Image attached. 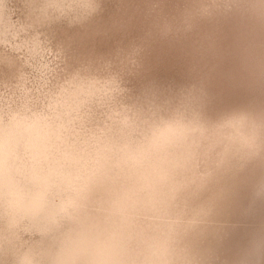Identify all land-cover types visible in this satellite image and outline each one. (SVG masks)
I'll return each mask as SVG.
<instances>
[{"label": "bare ground", "instance_id": "obj_1", "mask_svg": "<svg viewBox=\"0 0 264 264\" xmlns=\"http://www.w3.org/2000/svg\"><path fill=\"white\" fill-rule=\"evenodd\" d=\"M65 1L67 2V0H47L41 11L44 12V8L47 9V3L49 4L50 2V8L52 7L60 13L64 12L59 6L63 7V4H66ZM84 2L85 0H76V5L79 7H77L76 10L73 9L74 7H71L70 10L66 12H71L72 15L80 18V16H90L97 11L99 3L95 7L84 8L82 7ZM120 2L123 5L131 6V4L128 3L129 0H120ZM180 2L185 3L187 14L189 15L188 18H185L186 22H183L180 26L186 25L191 20L193 21L191 23L192 25H190L195 26V30L192 31V33H184L188 34V38L185 39L187 43L183 42L182 44L184 46L187 45V47L184 49L183 46L182 49L188 52L190 56L192 55L197 63L204 62L203 57L212 54L210 50H216L215 53L217 57L212 59L213 62L210 65L215 68H217L216 66L221 67L222 64L219 63L222 61L221 56H223V52H228L226 49L227 47H225L222 42L224 40L221 35L230 30V22L234 15H236L233 13V10H235V13L242 12V17H248L247 21L250 23L245 21L249 24L246 25L247 28L252 29V27H260L263 29L264 27V0H181ZM180 2L176 8L179 9L176 12L178 13L176 17H174L173 14H169V10L165 8H163L164 12L160 11V13H157L159 17L155 14L156 11H152L153 13L150 20L152 22L148 21L134 31H143V33H145L144 35H140L139 38H134L132 40L122 39L119 44L112 45L109 35H104L103 37L100 35L101 39H97L96 35L91 37L90 34L80 32L79 34H81L82 38L85 40V45L82 46L78 55L76 53V71L73 70L74 72H72L71 70L63 68L64 71L59 75L57 74L52 79V77H50L52 65L49 60L50 57L47 56L50 55L51 52L53 53V50L51 47L44 46L40 39L33 32L28 30V27L20 20L14 19L10 0H0V49L4 48L12 52V54L7 55L0 61V264H4L5 252L9 251L8 254L11 256L12 251L10 250L13 248L17 250L14 252H23L22 250H25L14 264H48V262H43V260L38 258L36 253L31 251L30 248H23V245H20L22 243H19V239H22V236L25 237L24 233L30 235H45L51 231V229L60 225L65 219L66 226L67 223H70L69 216L75 209L76 223H78L81 228L76 231L75 241L70 243L73 247L70 248L69 245L65 250L74 251L73 253H76V264L98 263L100 252H92L90 261L87 257L88 251L97 249V245L105 248L109 247L110 243H112L116 237H122L125 240L129 236L128 234H130V232L127 234L128 228L125 227V224H128L129 220L126 222L117 219L113 223L106 222L105 220L101 221L104 217V213L84 215V213L89 210V203L96 192L98 183L102 180L101 173L98 174L102 168L101 163L91 160L88 155H84L83 153H76V163H74L70 157L67 156L68 147L65 146L66 144L61 142L62 139L58 137V130H55V127L52 123L48 122L47 119L38 115L31 105L36 102L52 103L54 104L53 109L58 111V105L62 102V95L69 93L67 87L73 82H76V101L83 98L84 100L87 99L98 102L104 96L112 97V101H116L117 96H113L118 95V93L122 91L120 82L130 72H134L135 75L146 73L147 70L152 67L150 66L151 68L148 67L144 70L140 65L143 59L146 58L148 61L155 60L158 51H161L159 46L160 43L162 41H165V44L169 43L167 38H162L160 35L168 33V31H170V25L180 19ZM164 14H166L167 17H165ZM198 15H208L213 21L217 22L212 23L214 26L202 36L200 43L195 42L198 40V28L205 26L209 21L207 19H200ZM196 18L198 19L195 20ZM106 24L108 23H103L105 27L108 26ZM149 26L153 27L151 34H148L151 29L146 33V28ZM130 29L133 30V28L130 27V32ZM263 32L264 31H262V34ZM94 38L97 43L91 42V40L94 42ZM158 39H161V41H157ZM149 43H153L154 45L150 49L142 50V48L148 46ZM255 44L256 43H254V45ZM254 45L253 48L255 47ZM201 48L204 50L202 51ZM261 49L259 48L258 50V48H255L249 52L253 54V58L247 56V53L242 57L244 58L243 66L249 69L252 68L255 75L254 78L242 80L243 83L258 80V76L264 73V50ZM103 50L104 52H102ZM229 50L231 51V49ZM89 52H91V56L95 55L92 60L91 58L87 60L86 56H84ZM78 58H83L86 62L78 65ZM69 60L68 66L71 63V59ZM228 76V74L225 75V77ZM8 79H11L15 85H11L10 83L8 85L5 83ZM187 79H189V77ZM86 81H89L90 84L87 85ZM84 86H86L87 89L80 91ZM33 87H37V90L33 94H27V90ZM261 91L264 92V90ZM257 95L261 96L259 93H257ZM129 96L132 97L131 94H128L127 97ZM183 97L171 98L172 101L168 109H170L171 106L172 109L162 112L163 118L161 116H152L151 112L148 110L149 114H147L146 117L141 116V108H144L143 100H137L136 98L133 99L134 104L122 103L116 107L115 112L110 113L112 116H116L111 122L119 126L121 125V128L129 125L133 126L134 129L138 131L141 127H144V129H141L145 131V134H138L137 138L131 142L130 145H133V147L124 156V160H131V170L141 165L156 167L158 171L154 172L156 175H153L152 178L157 179L156 183L162 185V187H164L166 179H168L167 177L171 172L169 158L166 157V154L168 156V153L172 150L181 153V160L185 165L191 163L196 155L206 152L208 147H216L218 144H221L223 139H228V136H231L230 134L237 128H240V131L244 130L243 134L246 136L239 138V140L237 139L234 144L231 143L233 146H235L236 143H240V141L244 143L251 136L247 135L252 134L251 131L255 134L264 135V103L262 99L254 107H250L248 103H245L249 96L239 99L232 108L222 113L218 112L217 116H213L214 120L211 123L204 124L202 118L195 117L198 115L199 111H201L202 106H204L203 104H194L184 112L177 108H173L175 103L177 106H186V103L184 104L183 102L185 101ZM158 106H156V110ZM188 111L193 115L191 114L192 116L189 119H184L183 115ZM128 112H130V114H126ZM167 122L175 124L166 131V127H168ZM98 126H101V130L102 128L103 130L106 129L104 124H98ZM197 127H205L206 132L203 134H191L195 133L194 130ZM138 137L141 138L138 140ZM115 138L116 145L113 147H115L114 151L118 152L121 149V141L124 140L118 137ZM233 139H230V141ZM194 144H198V146L201 144L199 146L200 148L193 147ZM254 145L255 143L253 146ZM77 146L78 142H76V150ZM221 146H219V149L222 151L225 148ZM229 149L230 147L226 152H229ZM255 151V148L250 151V159H252ZM226 152H224V154H226ZM178 155L180 156V154ZM224 156L223 158H228L226 155ZM179 166L181 167V165ZM186 167L188 166H185V169ZM218 167L220 166H217V168ZM226 167L228 168V165ZM199 168L201 169L202 167ZM211 169L210 167V171ZM183 170L181 169V171ZM137 174L138 172H135L132 177L125 180L124 186L115 192L114 196L116 202L113 204V208H117V211L123 209L125 207L124 205L135 195L143 196V190L140 189V193L136 194L133 186L136 188V185L140 183L145 184L146 182L154 184L151 174L150 177L143 178L140 181L138 177H135ZM191 174L194 175L192 169ZM127 177H129V174L125 175L123 178ZM134 182L136 183L135 185H133ZM177 186H180V184ZM207 197L208 195H205L204 199H208ZM141 198L142 197H139L137 202L141 200ZM222 200L224 204L227 203V207L224 209L222 206L220 210L219 219H221V221L219 223H222L220 232L221 230L223 232L219 234L226 239L221 243L215 242L217 250L216 258L209 261V264H245L247 262H249L248 264H264V174L260 173L258 176L252 174V177L239 181L238 184L231 187L229 196L224 195ZM133 214L136 215L135 219L139 218L137 219V223L141 227H138L140 230L147 231L153 228L152 225H148L146 218H140L139 213L135 212ZM191 214H193L192 218L197 221V223L192 226L193 229L191 230L193 235H189L190 237L187 239L185 237L186 243L184 245L180 246L178 243L174 242L170 237L172 230H167L164 231V234L162 233L161 236V238H164L160 244L162 246L161 249L156 247L153 249L154 251H149L150 253L148 255H141L139 253L136 257L131 255L135 253V251H129L130 254L124 255L121 264H134L135 261V264H167L165 261L163 262L162 259L163 255H168L167 251H178L177 264H180V260L185 255L191 253V251H194L197 245L196 243H199L200 230L205 227L209 228L213 222H217L215 220H218L215 214L213 216L210 214L205 215V217L194 216V212ZM196 217L200 218V220ZM96 220L104 224H113L103 228L100 226L91 228V225ZM224 223L226 224L225 227L223 225ZM90 229L91 231L89 232ZM160 231L161 230H158V232ZM150 236L151 232H148V236L146 235V237L142 238L144 243L152 239ZM251 236L253 239L255 236L259 238H256L257 241H255L256 239L254 240L256 243L253 242L254 247L252 251H249L239 258L242 253L247 251V247L250 246L249 241ZM49 238L52 239V237ZM130 238L137 240V232ZM94 239H96V242ZM93 242H98V244H93ZM29 251L31 252L29 253ZM44 256L47 257V255ZM222 256L224 257L223 261L220 260ZM104 259L106 264H120V256L118 255L114 257V255L110 254ZM236 259H239L240 262L238 263ZM244 259L246 260L243 261ZM51 262L52 263L49 264H56V262L60 264L58 263V258Z\"/></svg>", "mask_w": 264, "mask_h": 264}, {"label": "rangeland", "instance_id": "obj_2", "mask_svg": "<svg viewBox=\"0 0 264 264\" xmlns=\"http://www.w3.org/2000/svg\"><path fill=\"white\" fill-rule=\"evenodd\" d=\"M46 1L47 0H10V4L11 9L13 10L12 15L14 19L20 20L28 27V30L33 32L40 39L44 46L51 47L53 50V53L51 52V54L47 56L50 57L49 60L52 65L50 77L53 79L57 74H61L64 69L71 70L72 72H74L73 70L76 71V53L78 55L82 46L85 45V40L82 38V35L79 34L80 32L90 34L91 37L96 35L97 39H101L100 35L102 37L104 35H109L111 39L110 43H112V45L119 44L122 39L132 40L134 38H139L140 35H144L145 33H143V31H134L144 23L148 21L152 22L150 20L153 12L156 11L155 14L160 13V11L164 12L163 8H165L169 10V14H173V16L176 17L178 15L176 12L179 10L176 8L181 0H129L128 3H130L131 6L123 5L120 0H99L98 9L95 13L86 17L80 16V18L72 15L71 12H66L67 10H70L71 7H74L73 9L75 10L79 7L76 5V0L65 1L66 4H63V7L66 8L59 6V8H62L61 10L64 11L61 13L57 12L52 7L51 9L50 2L49 4L47 3V9L44 8V12L41 11L43 10ZM180 6V19L170 25V31H168L170 34L163 33L160 35L162 38H167L169 43L165 44V41H162L161 43L158 42L160 43L159 46L161 51H158V55L155 60L148 61L146 58L143 59L140 65L144 70L150 66L152 67H150L151 69H148L146 73L135 75L134 72H130L120 82L122 91H120L118 95L113 96H117L116 101L113 102L112 97L108 96H104L98 102H93L87 99L84 100L83 98L76 101V82H73L67 87V91L69 93L62 95V102L58 105V111L53 109L54 104L52 103L36 102L31 105L38 115L47 119L48 122L52 123L55 127V130H58V137L62 139L61 142H64L66 144L65 146L68 147L67 156L70 157L74 163H76V153H83L84 155H88L91 160L101 163L102 168L98 174L101 173L102 180L98 183L96 192L89 203V210L85 213L83 212L84 215L104 213V217L101 221L105 220L106 222L113 223L117 219L126 222L129 220V223L125 224V227L128 228L127 234L130 232L127 237L128 239L126 238L124 240L122 237H116L112 243H110L109 247L106 248L98 246V242L95 243L96 239H94L95 242H93V244L97 245V249L88 251L87 257L91 261L92 252L99 251L100 259L96 264H106L104 258L110 254L114 255V257L117 255L120 256L119 263L121 264L124 255L130 254L129 251H135V253H132L131 255L136 257L139 253L141 255H148L150 253L149 251H154L153 249L156 247L161 249L162 246L160 244L164 239L161 238V236L162 233L164 234V231L167 230H172L170 237L174 242L178 243L180 246L184 245L186 243V239L193 235L191 230L193 229L192 226L197 223V221L192 218V212H194V216L200 217H205V215L209 214L213 216L215 214L217 215L216 218H218V220H215L217 222H213L209 228L205 227L200 230L202 235L200 234L199 243H196L197 245L194 249L195 252L191 251V253L185 255L180 260V264H209V261L216 258L217 250L215 242L217 241V243H221L226 239L219 234L223 232L222 230L220 232V227L222 225V223H219L221 221V219H219L221 213L220 210L222 206L224 209L227 207V203H223V196H229L231 187L238 184L239 181L243 179L252 177V174H255L256 176L260 173L264 174V135L255 134L251 131L252 134H247L251 136L244 143L240 141V143H236V145L233 146L232 144H234L237 139L239 140V138L246 136L243 134L244 130L240 131V128L233 131L230 134L231 136H228V139H223V141L221 140L222 142H220L222 146L221 144H218L217 146L215 145L216 147H208L206 152H204L206 155L204 153L196 155L194 157L195 159L191 163L184 165V162L181 160V153L176 150V152L172 150L168 153V156L166 154V157L169 158L168 160L171 172L167 177L168 179H166L164 187L156 183L157 179L152 178L153 175H156L154 172L158 171L156 167L141 165L136 169L131 170V160H124V156L133 147V145H130L131 142L137 138L138 134H145V131L142 130L144 127H141L142 129L140 128L138 131H136L133 126L129 125L121 128V125L119 126L115 122V124L111 122L116 118V116H112L110 113L115 112L116 107L122 103L134 104V98L137 100H143L144 108H141V116L146 117L147 114H149V111L152 116H161L163 118L162 112L172 109V106L168 109V106H170V102L172 101L171 98L184 96L183 98L185 101L183 102L184 104L186 103V106H177L175 103L173 108H177L184 112L194 104H203L204 106H202L201 111H199L198 115L195 117L202 118L204 124L211 123L214 120L213 116H217L218 112L222 113L229 108H232L239 99L247 96H249V98L245 103H248V106L250 107L256 106L261 99L264 103V92L261 91L264 90V73L261 76H258L260 83L258 80L250 81L252 83L249 81L244 83L242 82V80L255 77L252 68L249 69L248 67L243 66L244 58L242 57L247 53V56L253 58V54H250L249 52L255 48H258V50L259 48H262L261 50H264V32L262 34L264 27L263 29L260 27H252V29L247 28L246 25H249L248 23H250L247 21L248 17H242V12L235 13V10H233V13L236 15H234L230 22V30L221 35L224 40L222 42L225 47H227L226 49L228 52H223V56H221L222 61L219 62L222 64L221 67L216 66L217 68H215L211 67L210 64L213 62L212 59L217 57V54L215 53L216 50H210L212 54L203 57L204 62L202 63H197L196 59H194L192 55L190 56L188 52L184 51L187 45L184 46L182 43L186 42L185 39L188 38V34L184 33H192V31L195 30V26H191L193 20L189 21L184 26H180L183 22H186L185 18H188L189 16L187 14L188 12L185 3L180 2ZM164 15L167 17L166 14ZM199 15L198 17L200 19H207L209 22L207 21L208 23L205 26L198 28V40L195 41L198 43H200L202 36L214 26L212 23H217L208 15ZM157 16L159 17L158 14ZM197 19L198 18L195 20ZM103 23H108L106 24L108 26L105 27ZM130 27L133 28V30L130 29L131 32L129 31ZM152 28L153 27L150 26L147 27L146 33H148L151 29L148 33L151 34L153 31ZM157 41H161V39H158ZM91 42L97 43L95 38L94 42L92 40ZM254 43L256 44L254 45ZM153 45V43H149V45L142 48V50L150 49ZM253 45L255 46L254 48ZM183 46L184 49H182ZM229 49H231L232 52ZM203 50L204 49H202V51ZM0 52V61L7 55L12 54L10 50L4 48L0 49ZM102 52H104V50ZM90 53L91 52L84 55L87 60L90 58L92 60L95 56H91ZM69 59H71V63L68 66L70 61ZM84 62L86 61L83 58H78L77 60L78 65L83 64ZM227 74L229 76L225 77ZM188 77L189 79H187ZM5 83L8 85L9 83L11 85H15L11 79L6 80ZM86 84L89 85L90 82L86 81ZM86 89L87 87L84 86L80 89V91H84ZM36 90L37 87L30 88L27 90V94H33ZM257 93L261 96L257 95ZM128 94H131L132 97H127ZM156 106H158L157 110ZM126 114H130V112ZM191 114L192 113H189L188 111L183 115V118L189 119L193 115ZM98 124H104L106 129L103 130L102 128L101 130V126L99 127ZM174 124L167 122L168 127H166V131ZM205 130V127H197L194 130L195 133L191 134H203L206 132ZM115 137L122 138V140H124L121 141V149L118 152H115V147H113L116 145ZM140 138L141 137H138V140ZM230 139H233L231 140L232 142ZM76 142H78L77 150ZM228 143L232 144L230 145ZM254 143L255 147L253 146ZM227 144L230 147L228 150L229 152H226L229 148ZM199 146L198 144L193 145V147L196 148H200ZM219 146H224L223 148L225 149L222 150L223 152L219 149ZM254 148L256 151L254 152L252 159H250L251 155L249 153ZM224 152H226V154H224ZM178 154H180V156ZM224 155L228 158H223ZM216 164L221 168L218 167V169ZM179 165H181V167ZM227 165L228 168L226 167ZM185 166L188 167L185 169ZM199 167L202 168L200 169ZM210 167L212 168L211 171ZM230 168L233 169L231 170ZM181 169L185 170L181 171ZM191 169L194 175L191 174ZM135 172H138L135 177H138L139 181L143 178L150 177L151 174L154 184H150L149 182L141 184L139 182L140 184L136 185V188L133 186L136 194L140 193L139 190L142 189L143 196L135 195V199L134 197L131 199L133 202L130 200L124 205L125 207L123 209L117 211V208H113V204L116 202L114 196L115 192L121 189L124 186V181L132 177ZM127 174H129V177L123 178ZM135 184L136 183L134 182L133 185ZM178 184H180V186H177ZM205 195H208V199H204ZM139 197L142 198L137 202ZM135 212L140 214V218H146L148 225H152L153 228L147 231L140 230L139 228L141 227L137 223V219L139 218L135 219L136 215L133 214ZM69 218L70 223H67L66 226L65 219L60 225L51 229V231L45 235H30L24 233L25 237L22 236V239H19V243H22L20 245H23L22 247L26 249L30 248L31 251L36 253L38 258L43 260V262H48V264L52 263L51 261L56 260L57 258L58 263L60 264H76V253H73L74 251L65 250L70 243L75 241L76 231L81 228V226L76 223V209L70 214ZM197 219L200 220V218ZM113 223L104 224L96 220L91 225V228L96 226L103 228L108 225H112ZM223 225L224 227L226 226L225 223ZM157 229L161 231L158 232ZM90 231L91 229L89 232ZM136 232L137 240H133L130 237L136 234ZM148 232H151L150 237L152 239L147 240L144 243L142 238L146 237V235L148 236ZM256 236L254 239L251 236L249 241L250 246L247 247V251L242 253L239 258L242 255L247 254L249 251H252L254 247L253 245L256 243L254 240L259 238ZM49 237H52V239ZM257 239L255 241H257ZM74 245L76 246L75 243ZM71 247L73 246L70 245V248ZM10 251H12L11 256L8 254L9 251L5 252L4 264H14L17 262V258L20 257L21 253L25 250H22L23 252H14L17 250L13 248ZM31 251H29V253ZM177 252L178 251H167L168 255H163V262L165 261L167 264H177ZM43 254L47 255V257ZM220 260L223 261L224 257L222 256ZM245 260L246 259L243 261ZM236 261L238 263L240 262L239 259H236ZM135 263L136 261L134 264ZM248 263L249 262L245 264Z\"/></svg>", "mask_w": 264, "mask_h": 264}, {"label": "snow or ice", "instance_id": "obj_3", "mask_svg": "<svg viewBox=\"0 0 264 264\" xmlns=\"http://www.w3.org/2000/svg\"><path fill=\"white\" fill-rule=\"evenodd\" d=\"M98 3H99V0H85V2L82 4V7L92 8V7H95Z\"/></svg>", "mask_w": 264, "mask_h": 264}]
</instances>
